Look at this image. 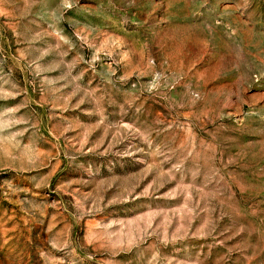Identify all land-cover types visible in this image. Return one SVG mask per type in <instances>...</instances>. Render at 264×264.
Listing matches in <instances>:
<instances>
[{"label":"rangeland","instance_id":"obj_1","mask_svg":"<svg viewBox=\"0 0 264 264\" xmlns=\"http://www.w3.org/2000/svg\"><path fill=\"white\" fill-rule=\"evenodd\" d=\"M0 264H264V0H0Z\"/></svg>","mask_w":264,"mask_h":264}]
</instances>
